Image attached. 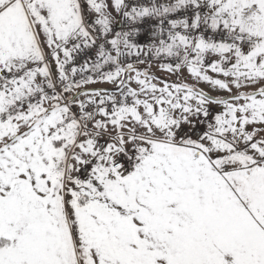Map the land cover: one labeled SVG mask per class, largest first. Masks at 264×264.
Returning <instances> with one entry per match:
<instances>
[{
    "label": "snow or ice",
    "instance_id": "1",
    "mask_svg": "<svg viewBox=\"0 0 264 264\" xmlns=\"http://www.w3.org/2000/svg\"><path fill=\"white\" fill-rule=\"evenodd\" d=\"M0 264H264V0H0Z\"/></svg>",
    "mask_w": 264,
    "mask_h": 264
},
{
    "label": "rangeland",
    "instance_id": "2",
    "mask_svg": "<svg viewBox=\"0 0 264 264\" xmlns=\"http://www.w3.org/2000/svg\"><path fill=\"white\" fill-rule=\"evenodd\" d=\"M152 71L155 73V75L162 77V78L164 77V73L160 72L157 68H153ZM95 87H111V86L110 85H96ZM204 90L209 91L208 88H205ZM211 94H219V93H211Z\"/></svg>",
    "mask_w": 264,
    "mask_h": 264
}]
</instances>
